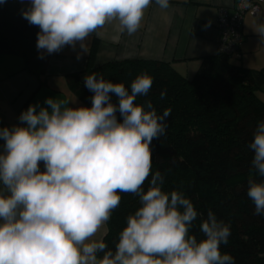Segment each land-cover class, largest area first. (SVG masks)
I'll return each instance as SVG.
<instances>
[{
    "label": "clouds",
    "instance_id": "clouds-1",
    "mask_svg": "<svg viewBox=\"0 0 264 264\" xmlns=\"http://www.w3.org/2000/svg\"><path fill=\"white\" fill-rule=\"evenodd\" d=\"M152 2L29 0L22 16L40 29V58L79 46V60L88 53L89 36L113 21L134 35ZM155 3L169 7V0ZM259 32L264 35V25ZM152 83L147 73L137 75L129 91L103 75H86L90 107L49 97L45 106L29 105L21 124L0 128V264H235L221 251L230 225L209 210L198 240L191 229L201 214L183 192H166L162 174L152 172L151 145L165 135L171 115V109L158 115L151 101L136 103ZM253 137L247 197L264 216V121ZM121 193L138 197L140 206L113 250L94 237L119 207Z\"/></svg>",
    "mask_w": 264,
    "mask_h": 264
},
{
    "label": "trees",
    "instance_id": "trees-1",
    "mask_svg": "<svg viewBox=\"0 0 264 264\" xmlns=\"http://www.w3.org/2000/svg\"><path fill=\"white\" fill-rule=\"evenodd\" d=\"M39 28L22 16L19 0L0 4V55H16L22 70L46 82L49 54L40 58ZM97 41L91 43L81 70L65 79L74 95L91 106L93 95L84 87V77L93 73L129 88L137 75L147 73L152 87L136 103L151 101L158 115L171 109L166 133L152 142V172L159 171L166 192L178 190L189 198L201 215L191 234L202 239V218L212 210L218 220L230 225L231 235L222 253L235 264H264V216L256 215L247 197V180L253 153L248 148L257 124L264 121V102L257 91L264 84V68L252 69L235 63V54L218 51L203 57L191 77L178 73L169 63L152 59L112 60L94 64ZM237 52V51H236ZM166 92L161 99L160 93ZM116 102L115 96L112 97ZM257 179H259L257 177ZM151 176L143 185L147 191ZM121 202L106 223L103 241L115 249L119 233L130 214L140 206L138 197L121 193ZM102 256V253L99 254Z\"/></svg>",
    "mask_w": 264,
    "mask_h": 264
},
{
    "label": "crops",
    "instance_id": "crops-1",
    "mask_svg": "<svg viewBox=\"0 0 264 264\" xmlns=\"http://www.w3.org/2000/svg\"><path fill=\"white\" fill-rule=\"evenodd\" d=\"M23 10L29 0H19ZM239 0H169V7L161 9L153 0L145 11L140 29L132 36L121 32L118 21H113L93 33L87 40L88 48L96 39L94 64L112 60L152 59L169 63L178 73L191 77L201 59L219 51L216 18L219 8L234 12ZM209 27H205L208 22ZM264 5L257 14L244 12L241 19L242 40L233 56L234 62L252 69L264 68ZM40 31V29H39ZM79 46L73 50L65 46L60 52L49 55L46 82L22 70L23 61L16 55H0V128L21 124L20 114L29 105L45 106L46 98H56L67 106H87L68 88L65 75L81 70L86 54L77 60ZM264 102V84L257 91ZM88 107V106H87ZM0 140V151L3 150ZM44 170L43 164L40 165ZM106 224L94 239L102 240Z\"/></svg>",
    "mask_w": 264,
    "mask_h": 264
},
{
    "label": "built area",
    "instance_id": "built-area-1",
    "mask_svg": "<svg viewBox=\"0 0 264 264\" xmlns=\"http://www.w3.org/2000/svg\"><path fill=\"white\" fill-rule=\"evenodd\" d=\"M264 0H239L234 12L219 8L216 18V29L218 31L219 51L226 54H235L242 40L241 19L244 12L257 14Z\"/></svg>",
    "mask_w": 264,
    "mask_h": 264
},
{
    "label": "rangeland",
    "instance_id": "rangeland-1",
    "mask_svg": "<svg viewBox=\"0 0 264 264\" xmlns=\"http://www.w3.org/2000/svg\"><path fill=\"white\" fill-rule=\"evenodd\" d=\"M232 61H234V59H233V57L231 56V58H230Z\"/></svg>",
    "mask_w": 264,
    "mask_h": 264
}]
</instances>
